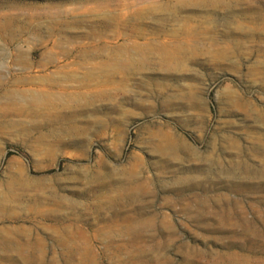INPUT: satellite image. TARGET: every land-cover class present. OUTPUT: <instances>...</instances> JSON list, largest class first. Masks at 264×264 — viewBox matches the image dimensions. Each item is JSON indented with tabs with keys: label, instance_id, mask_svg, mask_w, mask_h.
<instances>
[{
	"label": "rangeland",
	"instance_id": "374dc122",
	"mask_svg": "<svg viewBox=\"0 0 264 264\" xmlns=\"http://www.w3.org/2000/svg\"><path fill=\"white\" fill-rule=\"evenodd\" d=\"M0 264H264V0H0Z\"/></svg>",
	"mask_w": 264,
	"mask_h": 264
}]
</instances>
